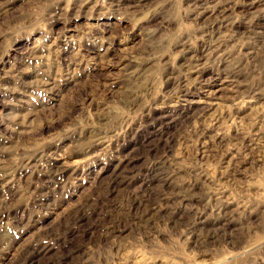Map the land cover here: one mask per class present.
I'll use <instances>...</instances> for the list:
<instances>
[{
    "label": "rangeland",
    "instance_id": "rangeland-1",
    "mask_svg": "<svg viewBox=\"0 0 264 264\" xmlns=\"http://www.w3.org/2000/svg\"><path fill=\"white\" fill-rule=\"evenodd\" d=\"M0 264H264V0H0Z\"/></svg>",
    "mask_w": 264,
    "mask_h": 264
}]
</instances>
